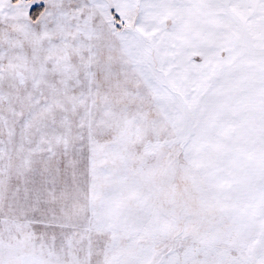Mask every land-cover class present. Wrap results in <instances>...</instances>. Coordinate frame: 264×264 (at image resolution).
I'll use <instances>...</instances> for the list:
<instances>
[{
    "label": "snow or ice",
    "instance_id": "1",
    "mask_svg": "<svg viewBox=\"0 0 264 264\" xmlns=\"http://www.w3.org/2000/svg\"><path fill=\"white\" fill-rule=\"evenodd\" d=\"M0 264H264V0H0Z\"/></svg>",
    "mask_w": 264,
    "mask_h": 264
}]
</instances>
